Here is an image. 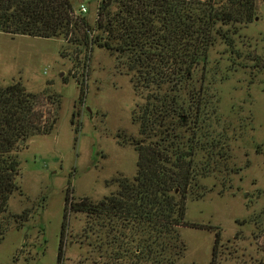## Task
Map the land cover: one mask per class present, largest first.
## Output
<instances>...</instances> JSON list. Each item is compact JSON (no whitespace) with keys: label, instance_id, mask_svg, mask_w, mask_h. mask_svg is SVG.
Listing matches in <instances>:
<instances>
[{"label":"rangeland","instance_id":"obj_1","mask_svg":"<svg viewBox=\"0 0 264 264\" xmlns=\"http://www.w3.org/2000/svg\"><path fill=\"white\" fill-rule=\"evenodd\" d=\"M71 2L76 13L84 3L92 25L100 0ZM221 27L229 38L209 48L187 88L204 84L218 126L227 127V169L199 181L202 197L187 199L181 262L211 264L218 230V264H264V0H254L250 20ZM69 37L0 31V83L22 82L39 94L44 115L57 118L51 133L30 137L17 151L18 189L0 217V264H93L95 252L77 239L84 215L74 211L57 261L65 195L99 200L116 190L111 179L136 171L132 140L139 133L131 113L140 97L113 51L86 52Z\"/></svg>","mask_w":264,"mask_h":264},{"label":"trees","instance_id":"obj_2","mask_svg":"<svg viewBox=\"0 0 264 264\" xmlns=\"http://www.w3.org/2000/svg\"><path fill=\"white\" fill-rule=\"evenodd\" d=\"M253 2L100 0L90 25L71 0H0V31L69 35L86 52L92 46L111 50L140 97L131 113L139 133L132 140L135 174L111 179L116 190L96 201L65 195L58 262L68 212L74 211L84 215L77 239L95 252L93 264H183L187 199L202 197L199 181L226 170L229 157L227 127L218 126L207 89L187 88V82L194 68H205L209 48L229 38L221 24L250 20ZM40 104L39 94L22 82L0 83V217L18 189V149L30 137L51 133L57 120ZM5 230L0 219V242ZM220 243L216 230L211 264L219 263Z\"/></svg>","mask_w":264,"mask_h":264},{"label":"built area","instance_id":"obj_3","mask_svg":"<svg viewBox=\"0 0 264 264\" xmlns=\"http://www.w3.org/2000/svg\"><path fill=\"white\" fill-rule=\"evenodd\" d=\"M79 11H80V13L87 12V7L84 5V3L79 4Z\"/></svg>","mask_w":264,"mask_h":264}]
</instances>
